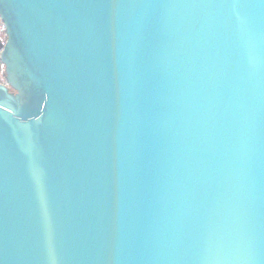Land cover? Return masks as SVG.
Here are the masks:
<instances>
[{"label": "water", "instance_id": "water-1", "mask_svg": "<svg viewBox=\"0 0 264 264\" xmlns=\"http://www.w3.org/2000/svg\"><path fill=\"white\" fill-rule=\"evenodd\" d=\"M0 22V264H264V0Z\"/></svg>", "mask_w": 264, "mask_h": 264}, {"label": "rangeland", "instance_id": "rangeland-1", "mask_svg": "<svg viewBox=\"0 0 264 264\" xmlns=\"http://www.w3.org/2000/svg\"><path fill=\"white\" fill-rule=\"evenodd\" d=\"M0 36H2V41L3 44L6 41V34H5V29L2 23H0ZM6 83V73H5V67L2 65L0 68V83Z\"/></svg>", "mask_w": 264, "mask_h": 264}, {"label": "trees", "instance_id": "trees-1", "mask_svg": "<svg viewBox=\"0 0 264 264\" xmlns=\"http://www.w3.org/2000/svg\"><path fill=\"white\" fill-rule=\"evenodd\" d=\"M1 23V22H0ZM3 44V41H2V36H0V55H1V51H2V49H1V45ZM2 62H1V58H0V68L2 67ZM3 83V82H2Z\"/></svg>", "mask_w": 264, "mask_h": 264}]
</instances>
